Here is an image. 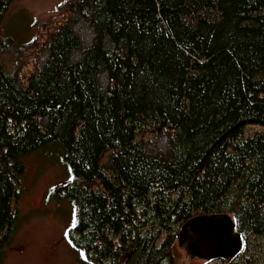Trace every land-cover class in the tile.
Here are the masks:
<instances>
[{
  "label": "trees",
  "instance_id": "1",
  "mask_svg": "<svg viewBox=\"0 0 264 264\" xmlns=\"http://www.w3.org/2000/svg\"><path fill=\"white\" fill-rule=\"evenodd\" d=\"M60 6L43 41L0 35V250L22 158L52 145L70 174L54 191L74 205L67 238L87 260L174 264L186 220L228 213L242 247L213 262L264 264V0Z\"/></svg>",
  "mask_w": 264,
  "mask_h": 264
},
{
  "label": "rangeland",
  "instance_id": "2",
  "mask_svg": "<svg viewBox=\"0 0 264 264\" xmlns=\"http://www.w3.org/2000/svg\"><path fill=\"white\" fill-rule=\"evenodd\" d=\"M63 1L13 0L0 24V35L11 36L16 44H27L35 38L43 41L46 24L64 11V6H60ZM14 46L2 54L6 73L13 69L12 54L17 50ZM22 161L24 171L19 178L22 192L17 200L18 217L8 241L1 247L0 264H96L87 260L67 238L74 223V205L54 192L57 186L70 179L57 149L52 145L42 147L24 156ZM173 254L174 264H219L191 255L187 243L180 244L177 239Z\"/></svg>",
  "mask_w": 264,
  "mask_h": 264
},
{
  "label": "water",
  "instance_id": "3",
  "mask_svg": "<svg viewBox=\"0 0 264 264\" xmlns=\"http://www.w3.org/2000/svg\"><path fill=\"white\" fill-rule=\"evenodd\" d=\"M176 239L187 243L191 255L209 261L232 258L242 247V237L228 213L195 215L180 226Z\"/></svg>",
  "mask_w": 264,
  "mask_h": 264
}]
</instances>
